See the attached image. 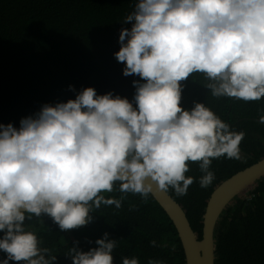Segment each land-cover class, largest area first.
<instances>
[{
	"label": "clouds",
	"instance_id": "clouds-1",
	"mask_svg": "<svg viewBox=\"0 0 264 264\" xmlns=\"http://www.w3.org/2000/svg\"><path fill=\"white\" fill-rule=\"evenodd\" d=\"M124 22L132 27L121 30L115 56L125 76L144 81H133L136 107L87 87L75 99L43 105L19 128L0 124V264L56 260L25 230L26 213L76 229L92 220L93 206H120L101 195L117 182L122 193L145 199L170 187L184 196L194 182L185 175L188 162L199 163V184L207 188L213 159L241 158L245 133L230 130L204 103L184 109L181 82L199 72L213 97H264V0H138ZM95 243L87 252L71 248L73 264H113L116 240L104 233ZM122 264L139 261L124 257Z\"/></svg>",
	"mask_w": 264,
	"mask_h": 264
},
{
	"label": "trees",
	"instance_id": "trees-1",
	"mask_svg": "<svg viewBox=\"0 0 264 264\" xmlns=\"http://www.w3.org/2000/svg\"><path fill=\"white\" fill-rule=\"evenodd\" d=\"M138 0H0V124L20 127V120L34 116L43 105L75 99L77 93L93 87L98 95L111 92L126 97L136 107L133 81L137 75L123 74L124 63L115 53L121 48V30ZM127 42V40L125 41ZM203 73L182 81L181 106L190 110L204 103L230 130L244 132L241 158L213 159L210 171L215 179L200 187L203 173L198 162H188L186 177L194 178L187 194L167 192L184 208L193 230L200 237L206 200L212 189L235 171L264 156V97L245 102L230 97H213ZM70 86H72L70 88ZM115 204L92 207V220L76 229L61 230L46 214L26 213L24 228L34 232L46 257L53 264H73L71 248L89 251L108 233L116 240L113 264L124 257L162 264H185L182 246L167 215L149 194L122 193L119 182L111 193H101ZM31 216L30 219L27 217ZM4 232L0 231V238ZM214 264H264V176L229 203L214 227ZM156 241V246L150 242ZM6 253L0 250V261ZM9 264L23 262L9 261Z\"/></svg>",
	"mask_w": 264,
	"mask_h": 264
},
{
	"label": "water",
	"instance_id": "water-1",
	"mask_svg": "<svg viewBox=\"0 0 264 264\" xmlns=\"http://www.w3.org/2000/svg\"><path fill=\"white\" fill-rule=\"evenodd\" d=\"M264 176V156L221 180L210 192L202 214L200 237L182 205L167 191L150 193L172 223L185 264H214V227L224 208Z\"/></svg>",
	"mask_w": 264,
	"mask_h": 264
}]
</instances>
